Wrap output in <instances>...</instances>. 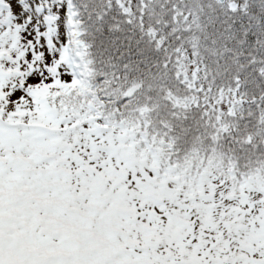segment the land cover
Listing matches in <instances>:
<instances>
[{"label":"snow or ice","instance_id":"1","mask_svg":"<svg viewBox=\"0 0 264 264\" xmlns=\"http://www.w3.org/2000/svg\"><path fill=\"white\" fill-rule=\"evenodd\" d=\"M0 264H264V0H0Z\"/></svg>","mask_w":264,"mask_h":264}]
</instances>
